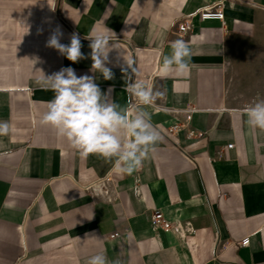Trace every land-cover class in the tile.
I'll list each match as a JSON object with an SVG mask.
<instances>
[{"label": "crops", "instance_id": "1", "mask_svg": "<svg viewBox=\"0 0 264 264\" xmlns=\"http://www.w3.org/2000/svg\"><path fill=\"white\" fill-rule=\"evenodd\" d=\"M219 1L0 0V121L11 129L0 137V154L10 153L0 155V264H86L96 254L120 264H264V131L244 113L264 100V0L225 1V26L194 17L181 39L189 71H159L178 23ZM57 26L62 44L79 35L88 58L73 63L46 46ZM107 28L134 59L136 82L160 94L143 106L126 92L115 49L113 79L97 74L121 107L145 108L162 137L131 174L81 158L39 123L54 96L44 75H92L86 37ZM156 210L179 230L152 228Z\"/></svg>", "mask_w": 264, "mask_h": 264}, {"label": "clouds", "instance_id": "2", "mask_svg": "<svg viewBox=\"0 0 264 264\" xmlns=\"http://www.w3.org/2000/svg\"><path fill=\"white\" fill-rule=\"evenodd\" d=\"M112 35L115 33L107 28L106 31L86 37L91 41L92 75L78 76L72 67L44 75L43 84L54 96L47 102V109L39 123L50 127L58 137L65 139L81 158L96 155L111 163L113 172L131 174L142 167L162 137L152 125L151 114L145 108L132 110L121 107L111 98L112 89L106 92L101 90L96 82L97 74L104 80L113 79L114 74L107 64L110 63L109 53L115 49L117 62L114 66L120 67L124 73V90L135 96L143 106H150L160 94L154 92L150 85L136 82L139 72L137 67H133L134 59L125 58L123 51L112 40ZM62 36L63 32L57 26L46 46L57 50L73 63L88 58L81 51V39L77 33L71 34L67 45L60 42ZM170 49L168 54L162 56L159 71L164 74L175 72L177 75L188 72L192 55L189 45L177 39L172 42ZM121 57L127 68L119 63ZM33 61L34 64L37 62ZM127 69H131L135 75L134 82H130L132 77ZM244 113L250 129L264 131V100L247 106ZM10 131V124L0 121V137L8 136ZM0 155L8 156L10 153ZM86 264H120V261L109 262L104 254H96Z\"/></svg>", "mask_w": 264, "mask_h": 264}, {"label": "built area", "instance_id": "3", "mask_svg": "<svg viewBox=\"0 0 264 264\" xmlns=\"http://www.w3.org/2000/svg\"><path fill=\"white\" fill-rule=\"evenodd\" d=\"M225 1L227 0H220L218 3H215L210 6H206L200 11H198L197 13L190 15L188 17H185L176 26L177 27V31H176L177 38L180 40L184 39L189 34V32H191V29L193 27L192 19L197 16L199 17L201 21L219 20L222 23V25L225 26V23H224L225 18H224V13L222 10V6ZM171 131L175 133L178 132L179 131L178 126L173 127ZM188 136L193 137L194 133L190 132ZM233 146H234L233 144H229L227 148L231 149ZM135 183L137 185L139 181L137 180L135 181ZM150 222H151L152 228L157 229V230H162L167 233L179 230L178 222L165 218L161 214V212L158 210L153 212L150 218ZM119 236H120L119 233H113L112 235L109 236V238L113 239ZM249 242H250L249 237H245L238 243V246L246 247L249 245Z\"/></svg>", "mask_w": 264, "mask_h": 264}]
</instances>
